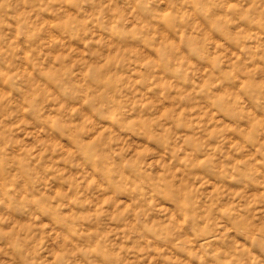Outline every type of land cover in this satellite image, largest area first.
I'll return each instance as SVG.
<instances>
[{
	"label": "clouds",
	"instance_id": "clouds-1",
	"mask_svg": "<svg viewBox=\"0 0 264 264\" xmlns=\"http://www.w3.org/2000/svg\"><path fill=\"white\" fill-rule=\"evenodd\" d=\"M0 264H264V0H0Z\"/></svg>",
	"mask_w": 264,
	"mask_h": 264
}]
</instances>
